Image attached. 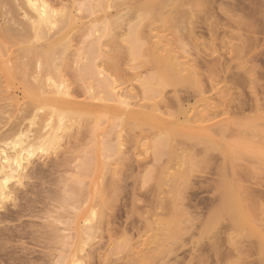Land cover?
<instances>
[{"label":"rangeland","instance_id":"rangeland-1","mask_svg":"<svg viewBox=\"0 0 264 264\" xmlns=\"http://www.w3.org/2000/svg\"><path fill=\"white\" fill-rule=\"evenodd\" d=\"M88 1L48 0L75 19L58 113L37 110L54 135L33 140L37 99L1 81L4 146L33 142L6 181L0 264H264V0Z\"/></svg>","mask_w":264,"mask_h":264},{"label":"bare ground","instance_id":"bare-ground-1","mask_svg":"<svg viewBox=\"0 0 264 264\" xmlns=\"http://www.w3.org/2000/svg\"><path fill=\"white\" fill-rule=\"evenodd\" d=\"M90 1L91 2L96 1V3H99L97 1L101 2V0H90ZM90 1L87 2L88 5L90 4ZM148 1H151V0H148ZM102 2L105 3L104 6H106L105 7L106 9L113 6V7H115L113 9H116V11L119 10L118 9L119 5H111L113 3H109V0H102ZM91 4L93 5L94 3H91ZM101 4H100V6H101ZM115 4H117V3H115ZM124 4L128 5L129 3L124 2ZM62 6H63V8H62L63 10L58 11V10H56V8L53 7V5H51L48 2V0H0V89H2L1 88V86H2L1 81L3 78L5 80L19 79L23 83V88H24V92L26 93V95L37 99L38 105L36 106V109L32 110L30 115L27 114L28 117H30V119L32 120V123L35 124V125H32V126H34L33 140H35V139L45 140V139H49L52 135H54L53 130H54V127L56 125L53 124L54 122L52 123V116L53 115L55 116L58 113L57 112L55 114V112H56L55 110H57L56 104H60V102L57 101V98L55 99V95L58 96L63 91L64 92L66 91L65 90L66 84L64 83L62 70L65 66V59L67 56L66 54L71 47L69 41L71 38V32H72L74 24H75V19H74V16L72 15L71 11H68V9L70 8L69 5L64 4ZM90 7H92V6H90ZM129 7H131V6H129ZM105 12H107V11H105ZM90 14H91V12H90ZM121 15H123V14H121ZM102 16L104 17L105 14ZM97 20H98V18H97ZM101 26H103V25H101ZM85 35L87 36L86 32H84L83 37ZM245 36H247V35H245ZM256 38H257V36H256ZM248 40H251V39L249 38ZM84 41H85V38L82 39V42H84ZM84 43H85V45H84V47H81V49H82L81 52L75 53L76 58L78 60L77 62H80V66L78 69V78H80V80L81 79L82 80L83 79H89V78L93 79V77L96 76V75L94 76L95 72L92 69V65L90 64V59L92 57L90 55V52H89L90 48H88L87 42H84ZM90 45H91V43H90ZM183 48H184V46H183ZM242 51L243 50L240 49V52H242ZM236 54H237V52H236ZM96 55H98V54L96 53ZM223 60L226 61L224 58H223ZM211 64H213V63H211ZM227 64H228V62H227ZM222 66H224L222 68L225 69V64ZM216 67H217V65H216ZM258 68L259 67H257V69ZM227 70L228 69H226V71ZM252 70L253 69L250 70L251 73L254 72ZM229 71L230 70H228V72ZM248 71L249 70H247V72L245 71L247 73L248 77L252 76L253 74L249 75ZM103 72L100 71L99 75H102L101 73H103ZM224 76H225V74H224ZM254 76H256V75H253V77ZM263 76H264V74H263ZM229 79H230V77H229ZM233 79H234V77H233ZM255 79L250 80L252 82V84H254V82L256 83L257 81H258L257 83L259 85L263 84L260 81L261 79H259V80H255ZM231 82H232V80H231ZM213 83L214 82H212V84ZM249 85H250V83H249ZM257 85H255V86H257ZM231 86H233V85H231ZM227 87H230V86L227 85ZM253 87H254V85H253ZM256 90L258 91V89H256ZM263 90H264V88H263ZM115 93L117 95V99L119 98V101L121 100L122 102H124V99L126 98V96H127L126 94L128 92L126 93V92L118 91ZM255 93H257V92L255 91ZM263 93L264 92H262V94ZM175 95L177 96V94H175ZM132 96L136 97V95H134L133 93H132ZM165 96H166V94H165ZM161 97H162V99L161 100L159 99V100L162 101L161 104H163L162 106H164V108H165L164 113L169 114L170 112H169L168 108H169L170 104L167 101H165V99L162 95H161ZM202 98H204L203 95H202ZM176 99L178 101H180L179 98H176ZM256 99L257 98H255V100ZM181 100H182V98H181ZM178 101L176 103L177 109H179V110L183 109V107H182L183 102L181 101L182 102L181 103ZM184 101H186V100H184ZM206 101H207V99L205 98V102ZM239 101H240V99H239ZM243 101L245 102V100H243ZM256 101H258L257 104L259 106H260V104L263 105V102H264L263 100L259 101L257 99ZM256 101H254V102L256 103ZM237 102H238V100H237ZM254 102H253V104H254ZM45 103L50 107V109H51L50 112H53L54 114L51 113L50 116H46V117L38 114L37 110L40 109L41 107L43 108L42 105ZM207 105H208V103H207ZM236 105H237L236 110H238L239 112H242V113L244 112V111H242L244 109V107L247 106L246 105V106L242 107L240 102L236 103ZM213 106L211 105L210 107L214 108L215 106L214 107ZM225 109H227V108H225ZM23 110L24 109H22V111ZM214 111H216V110H214ZM228 111H227V113H228ZM48 114H49V112H48ZM25 116L26 115H24L23 118ZM57 120H58V122H60L59 121L60 118H57ZM15 126L19 127L20 125H14V127ZM22 132L23 131L21 130L20 133H22ZM260 134L262 137L264 136V132L263 133L260 132ZM5 140L6 139H3L2 136L0 137V204H2L5 199L11 197L13 194V190L10 187H8V185L6 184L7 179L9 177L14 176L15 171H17V170L19 171V169L21 171L17 174L25 176L26 172H25L24 168H26V166L21 164L20 160L23 159V153H24L23 151H26L28 153L27 146L29 148L31 145L30 143L32 141V140L29 141V143H28L29 145L27 144V145L21 146L20 148H16V145L18 144L16 141L14 142V144L12 146L10 145L11 147H9V145H8V147H5L4 143H3V142L7 143L6 142L7 140L6 141ZM26 162L28 165L31 164L30 160H28V159ZM14 163H17V168H16V166L14 167V165H13ZM18 167H20V168L18 169ZM239 185H242L241 181H240ZM80 227L81 228L83 227V229L80 230L78 233V240H80L82 242H83V240H81L82 238H88V237H84L86 234H88V231L92 230L93 228L97 229V227H95V225H92L90 227H88V226L87 227L86 226H80ZM80 241H78V242L80 243ZM75 246H76V244H75ZM82 250H84V248H82V245L81 246L77 245L76 247H73L70 249V255L71 254L75 255L78 251H82ZM69 261H70V259H69Z\"/></svg>","mask_w":264,"mask_h":264}]
</instances>
